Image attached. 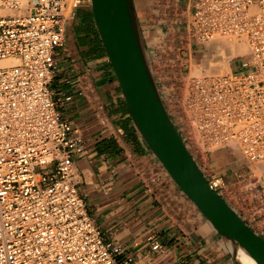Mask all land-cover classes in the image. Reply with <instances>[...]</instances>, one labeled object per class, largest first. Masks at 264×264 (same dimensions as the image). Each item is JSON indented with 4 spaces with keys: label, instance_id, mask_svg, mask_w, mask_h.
Wrapping results in <instances>:
<instances>
[{
    "label": "built area",
    "instance_id": "2783aa9c",
    "mask_svg": "<svg viewBox=\"0 0 264 264\" xmlns=\"http://www.w3.org/2000/svg\"><path fill=\"white\" fill-rule=\"evenodd\" d=\"M80 3L0 0V264H135L117 259L121 246L105 241L87 214L73 165L80 136L49 89L54 51ZM186 31L197 45L216 36L247 45L226 74L187 76L179 68L167 89L157 77L190 154L226 150L264 163V0H193ZM207 180L224 188L219 178Z\"/></svg>",
    "mask_w": 264,
    "mask_h": 264
},
{
    "label": "crops",
    "instance_id": "0c3cea01",
    "mask_svg": "<svg viewBox=\"0 0 264 264\" xmlns=\"http://www.w3.org/2000/svg\"><path fill=\"white\" fill-rule=\"evenodd\" d=\"M192 1L134 0L156 79L157 39L165 27H189ZM197 46L190 42L191 49L202 51ZM82 49L67 33L54 51L49 89L56 109L80 136L81 150L73 156L79 195L103 239L121 246L117 259H133L135 264H234L220 236L136 131L105 51L84 57ZM204 51L203 58L214 66L217 62L205 58ZM228 58L225 54L222 70L234 68ZM202 164L208 179L225 184L230 193L225 200L264 237V165L226 150L215 151ZM246 192L247 200L233 204L237 194ZM156 241L160 248L154 250Z\"/></svg>",
    "mask_w": 264,
    "mask_h": 264
},
{
    "label": "water",
    "instance_id": "95a60500",
    "mask_svg": "<svg viewBox=\"0 0 264 264\" xmlns=\"http://www.w3.org/2000/svg\"><path fill=\"white\" fill-rule=\"evenodd\" d=\"M90 9L133 126L151 154L208 220L234 264H244L241 253L255 264H264V237L248 226L235 207L211 188L173 124L155 77L134 0H90ZM182 34L179 30V39L174 45L180 44ZM172 71L167 68L166 75H171Z\"/></svg>",
    "mask_w": 264,
    "mask_h": 264
},
{
    "label": "rangeland",
    "instance_id": "374dc122",
    "mask_svg": "<svg viewBox=\"0 0 264 264\" xmlns=\"http://www.w3.org/2000/svg\"><path fill=\"white\" fill-rule=\"evenodd\" d=\"M85 9H88L90 12V15H91V22H92L91 23V25H92L91 26V31H92L91 33L93 34V36L96 35L97 38H99L97 30H96V26L94 24L93 17L91 14L90 0H81L80 5L77 6L73 12L76 15L78 12L85 10ZM186 30L184 31L183 29H181V31L183 32V34H182L183 37H182V40L180 41V44L182 43V48L179 50H178V48H179L180 44L178 46L174 45L175 42H177L179 39L178 38V31L179 30L176 31L175 29H169L168 27H165V29H163V31L160 33V35L157 39L158 43H157L156 47L154 48V50H155L154 61H155V66H156L155 70L157 71V77L161 82L160 84H161L162 89L169 88L167 86H168L170 80L174 78V75H166V76L164 75V72L167 68H172L173 73L175 71H178L179 68H182V70L185 71L187 76H203V75H210V74L211 75H223V74H226L230 71V69L222 70L223 68L220 67L223 63L224 55L227 54L226 51L220 50V47H219L218 52H215L211 58V60L217 62L214 64V66H216V68L214 69V68L210 67L208 65V61L206 62V59H204L202 56V51L205 49L204 45L207 42L197 46V48L201 49L202 51H200V50L197 52L194 51L193 49L190 48V40L187 39V35H186L187 31ZM68 31H70V33L73 34L74 42L77 44V42L75 40L76 36H75V33H74L71 25L69 26ZM67 32H66L65 36L67 35ZM216 37H220V36H216ZM216 37H214V38H216ZM232 38H228V39H230V41H232V42H235V43L238 42L242 45H244L246 43L244 39H238V38H234V37H232ZM237 39H238V41H237ZM170 40H172L171 44H169ZM244 48H245V45H244ZM245 49H247V46ZM184 52H186V53L189 52L190 54L184 55ZM246 53H247V50L246 51L244 50L243 52L241 51V52H237V54L234 53L232 55L231 54L229 55V58H228L230 60L229 62H233L232 66L235 69L237 68V65H238V61H237L238 59H236V57L239 58V57L245 55ZM172 56H174V58L172 60L173 62L170 63L171 62L170 59ZM211 66H213V65H211ZM164 81L167 84L165 87H164V85L162 86V83ZM162 95H163L164 101L166 102V105H167V94L163 91ZM194 159H196V161L199 164H202L203 159H205V157L196 156ZM253 164L263 165L264 163L253 162ZM203 173L206 176L205 172H203ZM217 191L219 193H221L222 196L224 195V197H227L228 199H230V196L228 195V193L225 192L226 191L225 188H218ZM235 203L233 202V204H235Z\"/></svg>",
    "mask_w": 264,
    "mask_h": 264
},
{
    "label": "flooded vegetation",
    "instance_id": "af4514ba",
    "mask_svg": "<svg viewBox=\"0 0 264 264\" xmlns=\"http://www.w3.org/2000/svg\"><path fill=\"white\" fill-rule=\"evenodd\" d=\"M91 23L90 12L88 9H85L78 12L76 15L74 14L73 20L70 24L75 33V40L78 46L83 47V49L81 50V54L82 56L84 55V57L89 55L93 56V54L89 52H93L95 50L97 52L96 45L99 44V39L97 38V36H93V34L91 33Z\"/></svg>",
    "mask_w": 264,
    "mask_h": 264
},
{
    "label": "bare ground",
    "instance_id": "6f19581e",
    "mask_svg": "<svg viewBox=\"0 0 264 264\" xmlns=\"http://www.w3.org/2000/svg\"><path fill=\"white\" fill-rule=\"evenodd\" d=\"M237 41H238V39H237ZM244 45L246 48V46H247L246 43ZM244 45H242L238 42L237 43L232 42V41H230V39H228L226 37H216V38L208 41L205 44L204 56H205V58H208V57L212 58L213 54L215 52H218L219 47H220V50L226 51L227 54H229V55L230 54L232 55L234 53L237 54V52H241V51L243 52L244 50L245 51L247 50L244 48ZM210 67H212L214 69L216 68V66H210ZM240 255H241V260L243 261L244 264H255L254 261L249 256H247L243 253H241Z\"/></svg>",
    "mask_w": 264,
    "mask_h": 264
},
{
    "label": "trees",
    "instance_id": "16d2710c",
    "mask_svg": "<svg viewBox=\"0 0 264 264\" xmlns=\"http://www.w3.org/2000/svg\"><path fill=\"white\" fill-rule=\"evenodd\" d=\"M98 46H99V48H98ZM96 47H97L96 48L97 49V52H96V50L93 51V52H89V53L93 54V56H99L100 54H102L104 52V49L102 47V44H101V40L100 39H99V44H97Z\"/></svg>",
    "mask_w": 264,
    "mask_h": 264
}]
</instances>
